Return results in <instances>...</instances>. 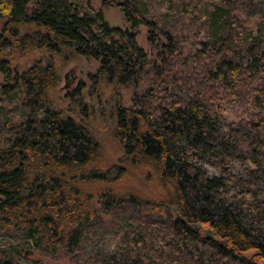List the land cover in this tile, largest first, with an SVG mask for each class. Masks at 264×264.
<instances>
[{
	"label": "trees",
	"instance_id": "16d2710c",
	"mask_svg": "<svg viewBox=\"0 0 264 264\" xmlns=\"http://www.w3.org/2000/svg\"><path fill=\"white\" fill-rule=\"evenodd\" d=\"M166 1L170 23L143 0H0V107L13 103L0 119V264H104L107 234L158 244L173 264H264V0ZM207 28L210 41L184 55ZM72 54L98 66L64 106L56 61ZM236 106L256 112L228 122ZM109 133L113 161L99 140ZM130 256L122 264H157Z\"/></svg>",
	"mask_w": 264,
	"mask_h": 264
},
{
	"label": "rangeland",
	"instance_id": "374dc122",
	"mask_svg": "<svg viewBox=\"0 0 264 264\" xmlns=\"http://www.w3.org/2000/svg\"><path fill=\"white\" fill-rule=\"evenodd\" d=\"M143 3L146 9L147 17L157 22L170 23L178 16L177 5L174 2H169L166 0H143ZM92 5L96 9L101 8V0H92ZM102 8L104 18L110 26H117L121 28H125L128 26V23L123 17L122 13L116 7ZM237 15L242 16L240 13H238ZM190 16H192V14H187L186 18H189ZM159 26H161V24ZM261 27V19L257 16L253 17L249 23V31L251 33V36L258 35ZM228 35L232 36V32L227 28L221 34L219 39L229 37ZM199 40L210 41V31L208 28L205 30H201L198 37L190 35L186 37L185 44L182 49L183 54L186 55L194 53L197 50L196 43ZM137 42L141 47H143L144 50H146L147 52H151L150 44L147 41L146 27L143 25L138 29ZM56 64L58 66V71L61 77L56 96L60 99L66 98L63 101L65 102L64 106H66L69 102L67 94L72 90L77 89L83 84L84 89H89V87L87 88V86L90 84L89 77L96 70L98 64L93 59H87L80 56H75L73 54L71 55V58H66L64 61L62 59H60V61L58 62L56 61ZM66 74H68L69 82L67 87H65L64 85ZM1 81L2 76L0 75V82ZM121 94L124 95V101L129 103V93L121 91ZM12 106L13 103L6 104L0 107V119L4 118L6 108ZM255 112L256 111L252 108L246 110L242 106H236L233 110L224 113V116L228 122H235L241 118H247L249 114H253ZM99 140L102 141L103 147L106 148V151L108 152V154H110V156H108L109 160L112 159L113 161L120 156V154L116 152L117 149L113 144L112 136L110 135V133L108 135L102 136L101 138H99ZM202 166L210 176L218 174V169L213 166L211 162H204ZM242 170V165L235 166L236 172L242 173ZM101 232L102 230H95L94 232L87 234L88 241L85 243L87 251H89L92 246L96 245ZM100 249H106L109 251V256L105 259L104 264H122L130 261V251L132 249H136L139 254H146L147 256L151 257L157 264H173L171 262L172 260L168 257L167 250L162 246L158 244H151L150 242L146 243L145 245H136L134 244V241L130 240V237L127 235H105ZM35 257L41 259V264H74L71 259L67 260L61 257H43L37 254H35Z\"/></svg>",
	"mask_w": 264,
	"mask_h": 264
},
{
	"label": "water",
	"instance_id": "95a60500",
	"mask_svg": "<svg viewBox=\"0 0 264 264\" xmlns=\"http://www.w3.org/2000/svg\"><path fill=\"white\" fill-rule=\"evenodd\" d=\"M68 83H69V82H68V74H66V75H65V84H64L65 87L68 86Z\"/></svg>",
	"mask_w": 264,
	"mask_h": 264
}]
</instances>
